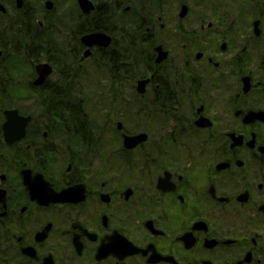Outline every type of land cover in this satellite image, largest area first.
Returning a JSON list of instances; mask_svg holds the SVG:
<instances>
[{"label": "flooded vegetation", "instance_id": "obj_1", "mask_svg": "<svg viewBox=\"0 0 264 264\" xmlns=\"http://www.w3.org/2000/svg\"><path fill=\"white\" fill-rule=\"evenodd\" d=\"M0 264H264V0H0Z\"/></svg>", "mask_w": 264, "mask_h": 264}, {"label": "water", "instance_id": "obj_2", "mask_svg": "<svg viewBox=\"0 0 264 264\" xmlns=\"http://www.w3.org/2000/svg\"><path fill=\"white\" fill-rule=\"evenodd\" d=\"M92 36H95V34H89V35L84 36L83 37V41L87 40L88 38H90ZM36 69H37V72L39 74V77H38V79L35 80V84H39V83H41V81L43 80L45 75H47V74H49L51 72V69L46 64H40V65L37 66ZM6 113L8 115V120L5 122V125H4L3 129H4L5 133H8L12 129H9V127H7V124L12 122L14 118H15L14 122H16L17 121L16 118L19 117V116H17L15 110L7 111ZM15 116H17V117H15ZM140 139H145L144 135H141V137L140 136L124 135V145L127 148L134 147Z\"/></svg>", "mask_w": 264, "mask_h": 264}, {"label": "rangeland", "instance_id": "obj_3", "mask_svg": "<svg viewBox=\"0 0 264 264\" xmlns=\"http://www.w3.org/2000/svg\"><path fill=\"white\" fill-rule=\"evenodd\" d=\"M63 19V18H62ZM61 19V20H62ZM62 22V21H61ZM20 65H18L15 70H13V74L17 73L19 74L20 73ZM94 69H92V73H93ZM88 90V89H87ZM91 90L93 91L94 90V86L92 85L91 87ZM89 105L86 107V112H88L87 114V119H83L82 116H80L79 118V121L82 122V120H84L85 122L86 121H91V122H102L103 119H104V115L101 114V111H100V107H102L100 105V100H98V103L95 102V99L92 97L91 99H89ZM108 103V99L104 101V106ZM110 114V112H109ZM109 116H113L112 114H110Z\"/></svg>", "mask_w": 264, "mask_h": 264}]
</instances>
